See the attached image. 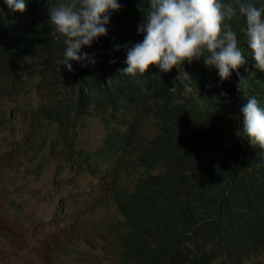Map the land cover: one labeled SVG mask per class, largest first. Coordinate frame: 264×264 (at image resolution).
<instances>
[{
	"label": "trees",
	"instance_id": "1",
	"mask_svg": "<svg viewBox=\"0 0 264 264\" xmlns=\"http://www.w3.org/2000/svg\"><path fill=\"white\" fill-rule=\"evenodd\" d=\"M61 2L26 0V10L21 13L10 11L0 0V52L35 55L56 73L72 78L74 84L68 82L65 94L73 108L88 112L79 80L117 70L128 50L143 41L139 27L146 22L143 14L149 10V0H117L121 7L110 13L107 35L99 37L91 47L82 48V53L94 54L96 63L79 64L71 72L63 66V37L48 23L50 7ZM224 3H231L237 10V15L227 21L231 27L233 23L246 29L245 17L239 13L241 4L251 3L264 10L260 0ZM238 46L249 63L247 38H242ZM212 75L210 70H202L198 84L189 82L193 92L185 95L173 91L180 84L174 74H147L148 105L143 118L153 116L158 131L149 137L144 133L146 124H140V120L126 127L122 121L99 116L106 126L127 135L122 155L108 167L97 163L90 153L76 157L78 167L95 175L113 173L109 191L120 218L108 225L130 264H211L216 253L213 250L209 254L211 242L231 244L236 239L240 246L242 240L252 239L257 229L262 230L263 172L260 168L253 170L256 154L244 151L235 137H243L240 96H256L263 105L264 97L256 81L244 79L217 87ZM258 75L264 78L260 72ZM210 85L212 88L207 89ZM9 95L10 91L0 93V97ZM161 162L169 171L156 176L151 173L152 167ZM260 162L263 166L261 159ZM140 167L144 175L131 194L124 182L132 176L131 170ZM220 167L227 172L221 174ZM160 191L163 193L156 197L154 194ZM175 209L183 210L177 217L178 228L171 224L175 217L170 212ZM165 242L168 243L157 256L148 252L150 245ZM201 253L209 257L207 261L197 262Z\"/></svg>",
	"mask_w": 264,
	"mask_h": 264
},
{
	"label": "clouds",
	"instance_id": "2",
	"mask_svg": "<svg viewBox=\"0 0 264 264\" xmlns=\"http://www.w3.org/2000/svg\"><path fill=\"white\" fill-rule=\"evenodd\" d=\"M4 2L10 11L23 13L26 10V0ZM256 6L247 3L239 7V13L245 17V29L227 23L237 15V10L224 0H149V10L143 14L146 22L139 27L143 41L128 50L117 70L79 80L78 86L89 104L88 112L72 107L65 94L67 82L40 103L33 113L59 131L60 152L71 164L77 166L76 157L90 153L97 163L108 167L122 155L128 137L122 131L106 126L99 116L122 121L126 127L142 119L148 105L145 77L149 73L174 74L180 84L173 91L189 95L193 92L190 83L198 84L201 71L210 70L217 87L251 79L257 82L264 97V78L258 75V72L264 75V10ZM120 7L117 0H62L50 7L48 23L63 37V66L68 71H73L79 64L96 63L94 54L82 53V48L91 47L99 37L107 35L110 13ZM244 37L251 49L249 63L238 46ZM60 75L65 74L56 73L35 55L0 52V93L11 92L0 99L12 96L11 84L28 88L57 84ZM206 88L210 89L212 85ZM125 109L136 114L131 121L126 119ZM90 111L103 126L104 137L93 150L77 148L74 144L76 120ZM238 111L242 113L240 131L243 135L237 134L243 137L235 139L244 151L256 154L252 160L253 170L260 168L264 176V105L258 97L243 94L238 101ZM220 170L221 174L227 172L221 167ZM254 234L252 239L242 240L240 246L236 239L231 244L211 242L209 247L216 248L211 264H263L264 224L262 230L257 229ZM127 261L123 248L119 247L116 263L126 264Z\"/></svg>",
	"mask_w": 264,
	"mask_h": 264
},
{
	"label": "rangeland",
	"instance_id": "3",
	"mask_svg": "<svg viewBox=\"0 0 264 264\" xmlns=\"http://www.w3.org/2000/svg\"><path fill=\"white\" fill-rule=\"evenodd\" d=\"M67 82L74 83L60 75L57 84L33 88L11 84L12 96L0 99V264L117 262L119 241L107 224L120 218L109 191L113 173L95 175L71 164L60 152L59 131L33 113ZM135 115L125 109L128 121ZM140 124H146L144 133L149 137L159 129L151 115L140 119ZM74 131L75 146L88 150L98 147L105 134L92 111L76 120ZM142 168L130 171L132 178L125 181L131 194L144 175ZM168 171L161 162L153 165L151 173L161 176ZM182 212H170L175 217L171 224L177 228ZM167 243L150 245L148 252L157 256ZM208 249L209 254L216 250ZM206 257L201 253L197 262L207 261Z\"/></svg>",
	"mask_w": 264,
	"mask_h": 264
},
{
	"label": "bare ground",
	"instance_id": "4",
	"mask_svg": "<svg viewBox=\"0 0 264 264\" xmlns=\"http://www.w3.org/2000/svg\"><path fill=\"white\" fill-rule=\"evenodd\" d=\"M111 221V220H110ZM108 224V223H107ZM116 228V227H115ZM108 229V228H107Z\"/></svg>",
	"mask_w": 264,
	"mask_h": 264
}]
</instances>
